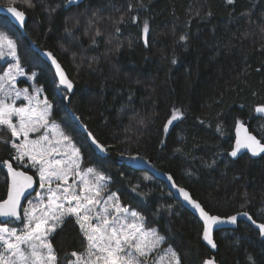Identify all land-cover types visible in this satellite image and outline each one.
<instances>
[{
	"label": "trees",
	"instance_id": "obj_1",
	"mask_svg": "<svg viewBox=\"0 0 264 264\" xmlns=\"http://www.w3.org/2000/svg\"><path fill=\"white\" fill-rule=\"evenodd\" d=\"M0 4L27 14L26 36L1 14L0 33L14 39L20 66L36 72L34 83L51 103L49 118L81 150L82 165L108 177L121 204L156 228L181 264H204L210 257L201 224L161 180L118 164L117 154L149 159L211 214L247 211L264 222V155L229 156L237 121L264 143V116L255 111L264 106V0H86L69 8L66 0ZM182 35L187 39L180 40ZM29 40L50 50L74 83L67 104V93ZM7 63L0 61V73ZM175 109L182 116L165 131ZM71 113L109 147L107 157L96 154ZM0 137L8 141L11 135L2 128ZM13 157V147L0 141V201L8 187L3 161ZM20 170L37 179L33 170ZM259 236L244 221L216 231L217 262L264 264ZM49 240L57 264L73 260L70 254L82 252L86 243L73 217Z\"/></svg>",
	"mask_w": 264,
	"mask_h": 264
},
{
	"label": "snow or ice",
	"instance_id": "obj_2",
	"mask_svg": "<svg viewBox=\"0 0 264 264\" xmlns=\"http://www.w3.org/2000/svg\"><path fill=\"white\" fill-rule=\"evenodd\" d=\"M26 2L30 4L31 0H26ZM228 2L232 3L233 0H228ZM8 12L12 13L20 24H23L25 18L23 11L9 7ZM66 31H68L67 28ZM143 32L147 37L149 32L147 22H145ZM99 35L101 33L97 30L96 36ZM186 39V36L180 37L182 41ZM145 42L147 43V40ZM93 43H95V37H93ZM5 47L8 49L7 53L4 51ZM6 56H11L16 63L9 64L3 75H0V127L9 130L12 137L23 136L21 143H12V147L18 153L15 159L23 161L24 157L28 158L31 162L30 166L37 169L40 186L43 188L46 183L49 185V195L47 205L39 214H37L39 204L33 206L31 210H24L23 228H9L6 224L0 226V264H57L58 257L48 237L57 227L62 226L68 217L75 218V223L79 225L86 243L82 252L73 251L70 254L71 257H75V260H67L66 264H149L150 260L151 264H165V261L167 264H181L179 256L171 249L166 250L165 256L158 258L153 256L166 238L155 229L145 228L144 217L135 211L130 212L123 208L116 194L110 193L106 198L103 196L106 185L102 182L105 177L96 173L93 168H88L86 173H81V150L72 145L71 151H67V145L71 144V139L55 124H52L49 130L54 133V138L50 137L49 131H45L36 139H29V133L48 129L51 105L47 99L33 105L32 100L35 97L30 96L27 89L5 88V83L14 85L16 76L22 75L23 69L16 54V45L0 33V60H4ZM52 62L58 70L60 84L71 90L72 82L66 78L55 59ZM22 94L29 104L16 107L15 101L20 99ZM39 104H43V108L38 111ZM255 111L264 113V106H258ZM181 116L180 110L175 109L165 125V131L168 125ZM13 117L16 118L15 123H13ZM241 127V123L237 121L238 135L230 156L237 157L241 150H247L252 156L264 154V143H261L256 136L247 133L243 138L239 136ZM89 135L91 136V133ZM0 141L8 142L2 137ZM92 142L101 151L105 150L104 146L99 144L94 137ZM57 156L61 158L58 159ZM3 163L7 166L11 185L7 199L0 202V217L21 220L18 211L20 198L28 188L32 187L33 177L26 172L17 171L8 161H3ZM69 173L80 177L79 192L74 187L75 181L63 188L60 183H57L55 190L51 188L50 185L54 179L67 184ZM89 175L93 178L89 179ZM169 179L172 178L169 176ZM179 192L186 201L199 210L205 224L203 239L212 248H216L211 231L213 225L221 222L220 217L210 216L199 203L191 200L189 193L183 188H180ZM243 215L253 225H256L260 235L264 237V223L257 224L247 212ZM237 218V216H231L228 220L236 223ZM248 259L252 261L251 256ZM204 264H214V261L206 260ZM252 264L255 262L252 261Z\"/></svg>",
	"mask_w": 264,
	"mask_h": 264
},
{
	"label": "water",
	"instance_id": "obj_3",
	"mask_svg": "<svg viewBox=\"0 0 264 264\" xmlns=\"http://www.w3.org/2000/svg\"><path fill=\"white\" fill-rule=\"evenodd\" d=\"M85 1L86 0H66L65 7L66 8H69L71 6H77V5H80L81 3L85 2ZM9 7H15V8H17V10L22 11L21 9H19L18 7L14 6V5H10L9 6V5L0 4V14L6 16L24 34L25 33V24L27 22V14L23 11L25 13V18H24L23 24H20L15 19L14 15L12 13H9L8 12V8ZM35 49L38 52L39 56L51 67V69L53 71V74H54V77H55V79L57 81V84H58L59 88L62 89V90H64V91H66L67 94L65 96V103L67 104L69 102L70 97L72 96V94L74 92V89H75L74 83L68 77L65 69L63 68V66L61 65V63L58 61V59L54 56V54L50 50H47V49H39V47H35ZM49 53H51V56H49ZM53 59H55L56 63L60 65V69L63 71V73L66 76V78L72 82L73 87H72L71 90H68L66 87H64L63 85L60 84V82H59L60 81V76H59L58 70L56 68V65L53 64V62H52ZM71 115L74 118V120L77 122V124L79 125L80 129L87 135L88 140H89L90 144L92 145V147L94 148L95 152L97 154L101 155L102 157H107L109 155V147L101 144L93 136V134L87 129V127L83 123H81L80 119L74 113H71ZM241 125H242V127H241L240 132H239V136L241 138H243L246 133L256 136L254 133H252L251 131H249L248 127L244 123H241ZM89 133H91V136L89 135ZM237 135H238V133H237V124H236L235 127H234V130H233L234 140H233L232 147L229 150V156H230V152L235 147ZM93 137L95 138V140L99 144H101V145L104 146V148H105L104 151H101L92 142ZM256 138L259 140V138L257 136H256ZM261 143H263V142H261ZM244 153H247L251 158H257V157H259L261 155H264V154H261L259 156H252V154L250 152H248L247 150H241V152L238 153L237 157L230 156V158L234 160V159L238 158L240 155H242ZM116 159H117V162L119 164H125L126 166H129V167H132V168H135V169L146 170L147 172H149L150 174H152L156 179L161 180L166 185L167 189L173 194L174 199L176 201H178L184 208H186L187 210H189L197 218V220L199 221V223L202 226V233H201L202 242L206 245V247L211 252V256L208 257L206 260H213L214 261V264H219L217 262L215 256H214V254L216 253V251L218 249L217 243L215 241V232L216 231L222 230V229H235L237 227L239 221H244V222L250 224L259 233V229L256 227V225H253L252 222L250 220H248L247 217H245L243 215V213H245L247 211H239V212H236V213L231 214L229 216H219L217 214H211L210 212H208L203 207V205L197 199L193 198V196L191 195V192L187 188L178 185L175 182L174 178L171 176V174H169L168 172H166V171H164V170L156 167L150 160L144 158L143 156L138 155L136 153H131V154H128V153L127 154H123V153H121V154H118L116 156ZM12 167H13V165H12ZM13 168L16 169L15 167H13ZM4 169H5V172L7 174V178H8V187H7V193H6L5 198L3 200H1L0 202H2V201H4V200L7 199L8 189H9V187L11 185V177L8 174V169H7V166L6 165L4 166ZM16 170L17 171L26 172L28 175L32 176L33 177V183H32V187L31 188H28L25 191L24 195L20 198V208L18 209V211L20 213L21 220H16L15 218H12V217H8V218L0 217V222H2L3 224H5L6 222H9V221H13V222H16V223H20L22 221L21 210L23 208V204L25 203V201L30 196H32V195H34L36 193L37 188H38V180L35 178V176L33 174H31V173H29L27 171H24V170H20V169H16ZM169 176L172 178L171 180L169 179ZM180 188H183L185 191H187L189 193V196H190L191 200H194L197 203H199L201 205V207L206 212H208V214L210 216L220 217L221 222L218 223V224H216V225H213L212 226V231H211V236H212L213 241L216 244V248H212L211 245H209L207 243V241H205L203 239V233H204V227H205L204 219L201 217L199 210L195 209L188 201H186L184 199V197L182 196V194L179 192V189ZM247 213L250 215L249 212H247ZM231 216H237L238 217L236 223H232V222H230L228 220V218L231 217ZM252 219H253V217H252ZM255 221H256L257 224L264 223V222H260V221H257V220H255ZM259 235H260V233H259ZM260 238L264 240V237H262L261 235H260Z\"/></svg>",
	"mask_w": 264,
	"mask_h": 264
},
{
	"label": "rangeland",
	"instance_id": "obj_4",
	"mask_svg": "<svg viewBox=\"0 0 264 264\" xmlns=\"http://www.w3.org/2000/svg\"><path fill=\"white\" fill-rule=\"evenodd\" d=\"M1 33L4 34L8 40H11L16 45V43H15V41H14L13 38H11L10 36L6 35L5 32H1ZM4 51H5V53H7L8 52V49L5 47ZM0 61H6V62L8 61L6 68L0 73V75H3V72L5 70H7V67H8L9 64H15L16 63L15 59H13L11 56H6V58L4 60H0ZM21 68L23 69V74L16 76L14 85H10L9 83H5V88L14 87L17 90L27 89L28 90V94L30 96H32V97H35V99L32 100V104L33 105H37L40 101H43L46 98L44 97L41 88L38 87V86H36V84L34 83V79H35L36 72L33 71V72H29L28 73V72H26V69H25L24 66H21ZM20 81L26 82L29 86L19 85V82ZM57 86H58V84H57ZM9 102H11V101H9ZM28 104H29V101L28 100H25L23 98V94L21 95L20 99H18V100L15 101V106L16 107L25 106V105H28ZM49 104L51 105V103H49ZM42 108H43V104H39V108L37 110L39 111ZM50 113H51V109H50ZM259 114L262 115V116H264V113H259ZM49 116H48V120H49L48 129H41L40 132H36V133H29V139L30 140H34L38 136H40L41 134H43L45 131H49L51 129V125L52 124H55L58 127L59 130L63 131L61 129V127L57 124V122L54 121V120H51L49 118ZM15 122H16V118L13 117V123H15ZM0 129H2V127H0ZM7 131L11 135V132L9 130H7ZM49 135H50V137L54 138V133H51L49 131ZM22 140H23V136H20L19 138H17V137H12V135H11V138L8 139V143L12 147V143L13 142L16 143V144H19V143H21ZM72 145H75L77 147V145L71 140V144L67 145V151H69V152L71 151V146ZM13 149H14V157H13V160H12L11 163L14 164L16 166V168H19V169L22 168V169H30V170H33L35 172L36 177H37V180H38V188H37L36 193L34 195H32L31 197H29L27 199V201L25 202L24 206H23V209L21 211L22 221L20 222V225L19 226H14V225H12L10 223H7V222L5 223L7 225V227H9V228L21 229V228H23V217H24V210L25 209L31 210L33 208V206L39 204L40 207L37 209V214H39V212L41 210H43V208L47 205V198H48V195H49L48 194V187H49V185L46 183L45 186L42 188L40 186V180H39V175L37 173V169L30 166L31 162L28 160L27 157H24L23 161H17V159H15V157L18 155V153H17V150L15 148H13ZM56 158L59 159L61 157L57 156ZM81 159H80V171H81V173H86V170L88 168H93L96 171V173H99V174H101V175H103L105 177V180L102 182V183H104L106 185V190L103 193V196L106 198L110 193H114V192H112L108 188V182H109L108 177H106L104 174H102L101 172H99L94 166H91V167H85V166H83L82 165V162H81L82 161ZM144 172L148 173L147 171H144ZM92 178L93 177L91 175H89V179H92ZM73 181H75L74 187H76L77 192H79L80 191V187H81V185H80V177L79 176H74L72 173H69V175H68L67 184H64L61 181H56L54 179L50 186H51V188H53L55 190L56 187H57V183H60L61 187L63 188V187H66L68 184H73ZM114 194H116V193H114ZM116 197H118L117 194H116ZM41 201H43V203H41ZM118 201H119V199H118ZM119 204L123 208L128 209L130 212L131 211H134L132 209H129V208L123 206L120 201H119ZM65 206H67V204ZM49 223H51V221H49ZM5 224L2 223V224H0V226H3ZM145 228L157 230L156 228H150V227H147L146 225H145ZM168 249L173 250L170 246H163V245H161L160 248L157 249V251L153 253V256L156 257V258H158L159 256H165L166 255V250H168ZM73 260H75V257L73 258ZM149 264H151V260L149 261ZM165 264H167V261H165Z\"/></svg>",
	"mask_w": 264,
	"mask_h": 264
},
{
	"label": "bare ground",
	"instance_id": "obj_5",
	"mask_svg": "<svg viewBox=\"0 0 264 264\" xmlns=\"http://www.w3.org/2000/svg\"><path fill=\"white\" fill-rule=\"evenodd\" d=\"M10 6V5H9ZM17 28V27H16ZM18 29V28H17ZM19 30V29H18ZM20 31V30H19ZM21 33H22V31H20ZM23 35H25L26 36V32L23 34ZM29 43H30V45H31V47L34 49V51L38 54V52L36 51V49H35V47H38L34 42H32L31 40H29ZM40 49V48H39ZM57 82V81H56ZM59 87V86H58ZM62 90V89H61ZM66 92V91H65ZM82 123V122H81ZM247 126V125H246ZM248 127V126H247ZM249 129V128H248ZM81 130V129H80ZM82 131V130H81ZM250 131V130H249ZM83 132V131H82ZM84 133V132H83ZM85 134V133H84ZM86 135V134H85ZM87 136V135H86ZM87 140H88V137H87ZM89 141V140H88ZM90 143V142H89ZM230 150V149H229ZM97 154V153H96ZM119 154H121V153H119ZM123 154H126V153H123ZM99 155V154H98ZM118 155V154H117ZM116 155V156H117ZM139 155V154H138ZM99 156H101V155H99ZM142 156V155H141ZM145 158V157H144ZM147 159V158H146ZM149 160V159H148ZM116 161H117V159H116ZM118 163V162H117ZM119 164V163H118ZM125 165V164H124ZM4 164H3V169H4ZM129 167V166H128ZM129 168H131V169H133V170H137V171H146V170H142V169H135V168H132V167H129ZM17 169V168H16ZM4 171H5V169H4ZM149 173V172H148ZM150 174V173H149ZM170 174V173H169ZM7 175V174H6ZM152 175V174H151ZM153 176V175H152ZM172 176V175H171ZM154 177V176H153ZM173 177V176H172ZM155 178V177H154ZM8 179V178H7ZM181 186V185H180ZM183 187V186H182ZM169 191V190H168ZM171 193V192H170ZM172 194V193H171ZM172 196H173V194H172ZM173 198H174V196H173ZM253 228V227H252ZM260 237V236H259ZM211 256V255H210ZM207 259V258H206Z\"/></svg>",
	"mask_w": 264,
	"mask_h": 264
}]
</instances>
